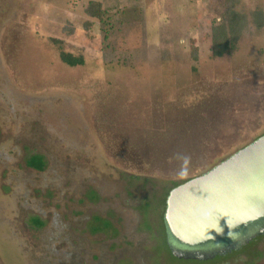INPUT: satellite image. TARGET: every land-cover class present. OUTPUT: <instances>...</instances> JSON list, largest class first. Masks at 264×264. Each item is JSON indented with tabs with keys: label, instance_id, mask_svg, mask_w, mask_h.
I'll return each instance as SVG.
<instances>
[{
	"label": "rangeland",
	"instance_id": "1",
	"mask_svg": "<svg viewBox=\"0 0 264 264\" xmlns=\"http://www.w3.org/2000/svg\"><path fill=\"white\" fill-rule=\"evenodd\" d=\"M88 1L0 0V264H264V221L207 252L154 231L165 191L264 134V27L214 56L226 0Z\"/></svg>",
	"mask_w": 264,
	"mask_h": 264
},
{
	"label": "water",
	"instance_id": "2",
	"mask_svg": "<svg viewBox=\"0 0 264 264\" xmlns=\"http://www.w3.org/2000/svg\"><path fill=\"white\" fill-rule=\"evenodd\" d=\"M163 219L168 236L187 249L264 221V134L172 188Z\"/></svg>",
	"mask_w": 264,
	"mask_h": 264
},
{
	"label": "trees",
	"instance_id": "3",
	"mask_svg": "<svg viewBox=\"0 0 264 264\" xmlns=\"http://www.w3.org/2000/svg\"><path fill=\"white\" fill-rule=\"evenodd\" d=\"M238 2L239 0H226L225 8L222 11L223 21L221 23L211 24L210 43H211V51L214 56H221L226 51L236 49L237 47L236 45H237V41L239 37L241 36L243 31H245L248 27V23H249L248 18H250L251 23L254 24L256 29H261L264 27V11L263 10L255 9V10L248 11L246 13L245 10L237 8ZM84 12L86 13L87 16L91 18H96L99 20H102V17L106 14V10L103 8L102 3L97 0H89L84 7ZM104 37L105 38L107 37L106 34L104 35ZM195 50L196 49H194L193 51ZM60 59L62 62H64L65 64L69 66H75V65H79L83 63V58L81 56H72L67 53H61ZM25 164L27 167L33 168L37 171H42L45 167V160H44V157L40 154H32L25 160ZM209 169H207L206 171H208ZM202 173L203 172H200L199 174H196L195 176L200 175ZM130 177L136 180L141 178L137 176L135 177L134 175ZM165 192L167 193L165 195V198L162 200V205L161 206L159 205L158 223L160 226L159 228L161 229L160 231L158 229H155V230L161 236V239L167 251L171 253V250L168 247V244L166 243L167 234H166L165 223L163 220V213L165 210V200H166V196L168 195L169 191H165ZM149 206H150L149 203L142 206L144 208L143 210L145 211L144 213L148 211ZM98 220L99 219H96L97 222ZM33 224L36 227H40L43 225V222L39 220L38 218H34ZM100 224H101L100 229L101 228L106 229L110 225L108 224L106 220L101 221Z\"/></svg>",
	"mask_w": 264,
	"mask_h": 264
},
{
	"label": "flooded vegetation",
	"instance_id": "4",
	"mask_svg": "<svg viewBox=\"0 0 264 264\" xmlns=\"http://www.w3.org/2000/svg\"><path fill=\"white\" fill-rule=\"evenodd\" d=\"M164 214V213H163ZM143 217H144V214H143ZM164 220V219H163ZM261 222H263V221H261ZM261 222H259V223H261ZM258 223V224H259ZM257 224V225H258ZM253 228H254V226H249L248 228H246V229H241V230H238V231H235L234 233H232L231 235H229V236H227V237H225L221 242H219V243H213V244H208V245H205V246H202V247H197V248H189V249H187L186 248V250H193V251H196V252H201V251H212V250H215V249H218V248H220L221 246V244L222 243H224V244H228V243H234V242H237V241H239V240H241V238H243V237H245V236H247V234H249L251 231H253ZM154 231H156L155 230V228H154ZM157 232V231H156ZM166 234H167V231H166ZM166 240L169 242V243H167L168 244V247L170 248V250H171V253L170 254H175L176 252L177 253H179V251H178V249H177V246L173 243V242H171V238L168 236V234H167V237H166ZM162 243H163V241H162ZM164 245V244H163ZM200 249H202V250H200Z\"/></svg>",
	"mask_w": 264,
	"mask_h": 264
}]
</instances>
